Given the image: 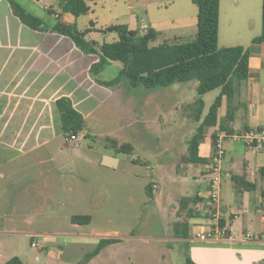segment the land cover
I'll list each match as a JSON object with an SVG mask.
<instances>
[{"label":"crops","instance_id":"0c3cea01","mask_svg":"<svg viewBox=\"0 0 264 264\" xmlns=\"http://www.w3.org/2000/svg\"><path fill=\"white\" fill-rule=\"evenodd\" d=\"M95 1L86 0L90 6L87 14L98 18L91 4ZM144 2V15L138 10L136 12L137 21L141 18L143 22L141 27L131 26L133 21L130 18L122 20L121 24H127L130 29L141 33L148 28L156 29L159 32L156 43L182 42L196 36L198 6L193 0ZM20 3L43 18L34 0H22ZM262 6L263 0L220 1L219 38L224 28L225 38L234 41L225 47L240 44L251 51L249 76L235 83L232 104L236 111L234 119L229 122L234 129L264 126V42H252L262 33ZM44 9L55 17L53 22L48 23L50 28L57 23L58 17L65 23H76L78 26L82 16L55 12L49 4ZM131 10L130 6L121 16L125 17ZM109 25L99 28L91 20L90 27L78 28L89 29L86 34L88 40L103 43L106 41L91 35L106 33L104 29ZM95 60V55L84 53L68 36L52 30L32 29L16 16L0 18V185L6 186L7 194L21 191L20 195L26 197L35 194L39 202L56 198L62 201L60 184L62 178L68 175L72 177L68 189L71 197L83 200L88 195L92 196L87 188L86 174L80 171L91 163L88 161L92 158L85 157L81 148L73 145L82 134L79 133L74 140H69L66 135L62 139L64 131L56 101L61 96L70 97L75 108L85 117V129H90L89 119L106 104H117L119 108L124 105L122 86L127 83L126 80L113 86L99 82L115 78L123 63L112 61L103 71L95 74L90 69ZM108 70H112L111 76L105 75ZM227 107V97L224 96L218 121L225 118ZM83 131V134L92 137V133ZM108 137L121 144L119 135L108 134ZM211 151L212 136L205 135L199 146V155L209 160ZM201 164L205 166L200 181L205 183V187L199 188L193 195L200 200L195 206V216L188 219L187 242L191 258L197 264H264V240L202 241L196 237L211 224L208 178L207 173H203L207 172V163ZM224 166L230 181L222 177V220L237 231L264 232V145H244L241 150L227 148ZM234 175H244L247 181L257 185L256 188H238ZM96 261L92 257L80 264H96Z\"/></svg>","mask_w":264,"mask_h":264},{"label":"rangeland","instance_id":"374dc122","mask_svg":"<svg viewBox=\"0 0 264 264\" xmlns=\"http://www.w3.org/2000/svg\"><path fill=\"white\" fill-rule=\"evenodd\" d=\"M59 1L34 0L47 24L55 17L44 6L49 4L62 13ZM91 4L98 18L83 14L78 20L81 29L90 27L91 20L99 28L128 18L135 28L143 24L141 18L137 21L136 12L144 15V0H96ZM130 6L131 13L121 16ZM6 17L15 16L8 0H0V18ZM225 35L223 28L220 47L234 42ZM91 36L106 42L119 38L116 32ZM112 73L108 70L105 75ZM197 85L198 81L192 80L148 89L132 88L127 81L122 86L124 105L106 104L89 119L90 129L84 130L92 137L81 131L73 144L92 158L80 170L86 174L92 195L87 199L71 197L72 177L68 175L60 184L62 201L39 202L35 194L26 197L21 191L7 194L6 186L0 185V263L16 258L17 264H80L90 259L101 239H108L110 242L93 256L96 264H186L189 247L175 235L174 223L179 211L186 216L192 207L181 208V199L193 197L205 187L200 181L205 165L184 160L188 142L200 125L187 117L186 110L198 97ZM219 94L220 89H215L203 95L204 114ZM220 128L219 120L216 126L205 127V135L212 136ZM108 134L119 135L121 144H131L132 150L115 153ZM244 145L232 139L224 142L225 150H241ZM225 169L223 161L222 177L230 181ZM149 184L152 196L147 192ZM76 216H88L89 221L74 223Z\"/></svg>","mask_w":264,"mask_h":264},{"label":"trees","instance_id":"16d2710c","mask_svg":"<svg viewBox=\"0 0 264 264\" xmlns=\"http://www.w3.org/2000/svg\"><path fill=\"white\" fill-rule=\"evenodd\" d=\"M220 1L221 0H193L198 6V31L194 38L177 42L164 41L156 43L159 32L148 28L141 33L137 29H130L127 24H111L104 31L116 32L117 41L99 43L88 40L89 29L81 30L76 23H65L58 17L57 23L50 28L39 16L27 10L16 0H8L13 14L32 29L49 31L70 37L76 46L86 54L95 55L96 60L91 65L95 74L103 71L112 61H120L123 67L118 75L109 81L100 83L113 86L123 80L132 86H144L148 89L168 87L175 82H189L197 80L198 97L193 103L187 105V117L194 122H200L193 136L188 142V153L184 156L185 162L208 163L209 160L199 155V146L205 139V127L216 126L218 111L222 105L223 97H227V114L221 120L220 130L232 131L230 121L234 119L236 108L232 104L235 93V83L244 81L249 76L250 48L243 45L219 46L220 30ZM63 12H70L76 17L87 14L90 6L86 0H60ZM253 43L264 42V0L262 6V33L252 40ZM220 89L210 109L204 114L205 102L203 95L209 91ZM57 108L61 115L63 131L66 136L78 135L85 128L84 115L75 108L68 96L57 99ZM249 128V127H245ZM217 138V132L212 134V144ZM115 153L122 150H132L131 144H120L113 138H107ZM264 145V144H263ZM264 174V169L262 170ZM235 184L242 190H253L256 184L246 180L244 175L233 176ZM147 192L153 195L152 185H147ZM198 196L181 199V208L186 209L192 204L186 216L178 212V220L174 223V232L177 237L184 239L188 245L189 222L194 217L195 205ZM185 217V219H183ZM74 223L87 222L89 217H73ZM222 224L225 222L222 220ZM110 241L101 239L97 248L90 254V258L97 255ZM16 258L7 264H17ZM1 264V263H0ZM186 264H197L190 255Z\"/></svg>","mask_w":264,"mask_h":264},{"label":"built area","instance_id":"2783aa9c","mask_svg":"<svg viewBox=\"0 0 264 264\" xmlns=\"http://www.w3.org/2000/svg\"><path fill=\"white\" fill-rule=\"evenodd\" d=\"M76 135L68 137L69 140L76 139ZM226 139H232L237 143H244L245 145H263L264 144V126L258 128L240 129L232 128V131L219 130L217 131V138L212 144V151L209 162L207 163L208 177V198L210 204V220L211 224L207 230L197 233L196 237L202 241H209L213 239L225 240H264V232L253 233L251 231H237L226 223L222 224V199H221V183L223 175V161L225 157L224 142ZM32 245H36L35 242Z\"/></svg>","mask_w":264,"mask_h":264}]
</instances>
